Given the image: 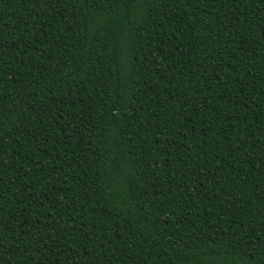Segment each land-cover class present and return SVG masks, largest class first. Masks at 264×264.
<instances>
[{
    "label": "trees",
    "instance_id": "trees-1",
    "mask_svg": "<svg viewBox=\"0 0 264 264\" xmlns=\"http://www.w3.org/2000/svg\"><path fill=\"white\" fill-rule=\"evenodd\" d=\"M0 264H264V0H0Z\"/></svg>",
    "mask_w": 264,
    "mask_h": 264
}]
</instances>
